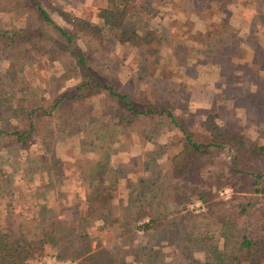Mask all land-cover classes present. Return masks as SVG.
Masks as SVG:
<instances>
[{"label":"trees","instance_id":"16d2710c","mask_svg":"<svg viewBox=\"0 0 264 264\" xmlns=\"http://www.w3.org/2000/svg\"><path fill=\"white\" fill-rule=\"evenodd\" d=\"M136 5L108 0L93 21L48 0H0V12L13 17L0 26V150L22 166V179L44 175L42 183L26 184L27 193L15 188L0 154V264H30L47 246L73 264L263 263L264 140L250 137L234 116L224 118L215 101L195 116L163 93L166 82L185 88L177 67L238 69L235 58L245 57L247 46L226 15L192 29L196 8L188 23L179 22L183 38L201 42L196 47L151 25L149 3L138 11ZM254 50L250 64L261 60ZM41 58L65 64L51 76L61 88L46 95L25 72L28 60ZM126 60L135 68L124 77L117 66ZM163 124L176 130L173 141L144 149L141 167L133 159L111 161L134 137L145 143ZM70 139L79 148L68 157L58 146ZM67 166L80 168L83 193L72 195L78 214L66 217L47 201L71 197L63 187ZM19 201L31 213L13 211ZM94 220L115 233L116 248L94 243Z\"/></svg>","mask_w":264,"mask_h":264},{"label":"rangeland","instance_id":"374dc122","mask_svg":"<svg viewBox=\"0 0 264 264\" xmlns=\"http://www.w3.org/2000/svg\"><path fill=\"white\" fill-rule=\"evenodd\" d=\"M48 2L55 6L69 9L77 15L93 21L98 17L99 8L108 4V0H48ZM144 2L149 3L147 7H150L152 11V15H148L151 25L165 33L169 31L178 34L182 41L194 44L196 47H201V42L191 40L188 37L183 38L184 34H181L182 30L179 27V22L181 21L185 24L188 23L184 19H187L189 17L188 14H191L194 9L198 8L200 16L193 18L194 22L190 21L192 29L196 25H204L205 21L207 23L209 21L208 17L218 19L222 15H226L227 18L233 20L234 28L241 37V46H247L248 49L245 57L237 58L235 56V61L239 62L238 69H233L232 67L231 70L221 71L215 65L205 66L200 64L177 67V73L185 81V88H179L180 86L174 81L169 84H166V82L163 93L171 99L177 108L185 109L188 113L195 116L206 113L215 101L220 114L224 118L234 116V119L250 137L259 136L264 140V0H227L226 4L217 0H163V2L158 4L153 2V5L151 4L152 0H137V5L133 9L138 11ZM52 13L54 17L58 18L56 11L53 10ZM190 17L192 16L190 15ZM12 20L13 17L9 14L0 12V26H6ZM183 28L189 29L188 24L184 25ZM187 35L185 34V36ZM254 48V53H258L261 60L259 63L250 64ZM111 53L115 58L121 57L113 47ZM204 59L205 57L203 56L201 60ZM246 61L249 62L248 65ZM64 65V62L50 63L46 58L32 59L27 61L25 72L30 84L38 87L40 89L39 93L46 95L50 91L52 93V91H57L61 88L51 82V76L58 73ZM1 66L2 60L0 59V68ZM117 67H119L121 75L125 77L133 71L135 64L126 60L119 62ZM226 77L228 83L223 82ZM238 79H242L241 84L238 83ZM73 82L74 80L66 81L65 85H71ZM123 84L126 85L128 82ZM91 125L96 127L94 123ZM175 133V129L163 124L161 127L152 130L145 143H140L137 137H134L133 144H129L126 150L112 154L111 161L113 163L127 162L129 165L133 159L136 161V165L141 167L140 157H143V155L140 157L138 155L144 149L154 148L161 142H172ZM93 135V132L90 131L87 138H91ZM78 148L79 142L77 139L67 140L58 146L59 152L68 157H71L72 152L74 154ZM34 149L37 151L39 148L34 146ZM0 154L3 157L2 167L5 173L10 174L14 187H22L26 193L29 192L26 189V187L29 188L26 185L29 182L28 179L21 178L20 168L22 166L5 149H1ZM86 155L93 156L95 154L88 152ZM79 169V167L73 166H67L64 169L63 187L71 197L60 200V204L55 200L53 201V199L50 200V196L47 201L49 204L56 206L61 215L66 217L77 215L80 211V207L75 199L72 198V195L77 191L81 192L80 194L83 193L82 184L78 177ZM30 180L29 183L32 186L40 184L44 181V175L41 171L35 172ZM229 193V188L220 191L221 196L225 198ZM199 204L200 202L197 201L194 204H190L189 207H198ZM114 207L116 210L117 198L115 199ZM12 209L15 212L31 213L26 201L17 202ZM89 231L95 238L94 243L101 241L113 249L117 247L118 241L115 233L111 229L106 228L101 220L92 221ZM165 249L169 251L170 257L174 259L177 257V255L174 256L172 254L170 247H165ZM46 252L40 258L47 255H55L56 253L55 248L51 246H47ZM68 261L73 264L72 261ZM262 264H264V261Z\"/></svg>","mask_w":264,"mask_h":264},{"label":"built area","instance_id":"2783aa9c","mask_svg":"<svg viewBox=\"0 0 264 264\" xmlns=\"http://www.w3.org/2000/svg\"><path fill=\"white\" fill-rule=\"evenodd\" d=\"M30 264H70L68 259H58L55 255H47L43 258H37L30 261Z\"/></svg>","mask_w":264,"mask_h":264}]
</instances>
